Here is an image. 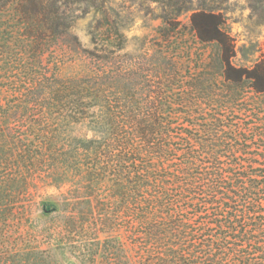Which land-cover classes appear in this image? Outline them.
I'll list each match as a JSON object with an SVG mask.
<instances>
[{"label":"trees","instance_id":"trees-1","mask_svg":"<svg viewBox=\"0 0 264 264\" xmlns=\"http://www.w3.org/2000/svg\"><path fill=\"white\" fill-rule=\"evenodd\" d=\"M151 1L161 41L132 61L108 0H0L21 44L16 77L0 52V264H62L61 252L78 264H264L256 133L198 106L218 79L264 94V60L233 66L212 8L226 0ZM80 10L93 14L88 46L73 33ZM192 40L214 54L187 79Z\"/></svg>","mask_w":264,"mask_h":264},{"label":"rangeland","instance_id":"rangeland-1","mask_svg":"<svg viewBox=\"0 0 264 264\" xmlns=\"http://www.w3.org/2000/svg\"><path fill=\"white\" fill-rule=\"evenodd\" d=\"M193 6L194 8H206L202 0H194ZM212 6V8H216L217 13L222 14L225 22L224 29L232 39L234 48L231 62L233 66L250 69L256 63L264 60V0H226L221 5L217 2ZM107 7L112 16L118 19L119 26L125 35L128 59L141 61V59L150 57L157 48L154 47L153 49L152 45L161 41L158 39V29L162 22L160 19L162 10L158 3L151 0H108ZM192 13V11L184 13L179 18L180 28L188 27L189 29ZM76 14L79 17L74 22L73 33L79 37L85 46H88L91 39L89 33L94 23L93 14L83 16L82 10ZM17 24L13 19L10 4L5 8H0V52L2 50L7 51L5 54L9 66L7 71L3 73L7 78L16 77L19 73L17 67L19 62L15 60L18 58L17 54L20 52L21 44L17 45L15 39L9 35ZM23 25L22 23L20 27ZM187 37L190 36L187 35ZM190 44L193 49L187 59L183 73L184 76L188 75L187 79H190L194 73L198 74L203 68L202 63H209L214 54L212 45H202L197 41L196 43L193 42V40L190 41ZM4 46H6L5 49ZM28 57L26 61L32 62V55H28ZM49 58L53 60L51 56ZM52 69H55L53 64ZM216 84V87L213 88L214 97L205 101L200 100L198 102L199 109H204L206 114H217L226 126L236 125L244 129L246 127L252 128L256 135L251 141L252 150L250 154H264V139L262 138V134H264V94H256L251 89L245 88L243 90L240 87L234 90L226 89L221 84L220 79ZM185 89L191 90L187 86ZM199 113L196 114L194 120H202V111ZM204 117L210 118L208 115ZM246 134L251 136L252 133L247 131ZM46 192L58 194L54 189H49ZM34 212L37 216L39 210ZM57 259L62 264H78L67 252L59 253Z\"/></svg>","mask_w":264,"mask_h":264}]
</instances>
